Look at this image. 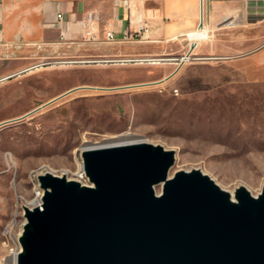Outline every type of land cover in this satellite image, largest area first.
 Returning a JSON list of instances; mask_svg holds the SVG:
<instances>
[{
    "label": "rangeland",
    "instance_id": "rangeland-1",
    "mask_svg": "<svg viewBox=\"0 0 264 264\" xmlns=\"http://www.w3.org/2000/svg\"><path fill=\"white\" fill-rule=\"evenodd\" d=\"M163 50L153 52L169 59L159 64L29 57L27 67L37 69L0 85V264L18 249L38 175L80 179L86 143L129 134L174 152L170 176L198 169L232 195L240 186L261 193L264 51L251 71L193 55L171 76L162 69L183 55Z\"/></svg>",
    "mask_w": 264,
    "mask_h": 264
},
{
    "label": "water",
    "instance_id": "water-1",
    "mask_svg": "<svg viewBox=\"0 0 264 264\" xmlns=\"http://www.w3.org/2000/svg\"><path fill=\"white\" fill-rule=\"evenodd\" d=\"M81 157L89 184L38 175L16 264H264V186L232 195L198 169L169 177L174 152L145 141Z\"/></svg>",
    "mask_w": 264,
    "mask_h": 264
},
{
    "label": "crops",
    "instance_id": "crops-1",
    "mask_svg": "<svg viewBox=\"0 0 264 264\" xmlns=\"http://www.w3.org/2000/svg\"><path fill=\"white\" fill-rule=\"evenodd\" d=\"M59 13L62 21L57 20ZM88 14L97 16L91 26L94 39L83 26ZM138 15L151 25L149 34L142 41H122L135 29L129 19ZM204 28L207 40L194 44L188 39L189 33ZM107 31L117 41H106ZM156 45H163L168 56L191 53L251 71L252 61L264 51V0H0V59L6 61L0 62V85L19 81L28 72L23 71L29 57L150 59ZM170 60L162 69L166 75L182 67Z\"/></svg>",
    "mask_w": 264,
    "mask_h": 264
},
{
    "label": "built area",
    "instance_id": "built-area-1",
    "mask_svg": "<svg viewBox=\"0 0 264 264\" xmlns=\"http://www.w3.org/2000/svg\"><path fill=\"white\" fill-rule=\"evenodd\" d=\"M115 1H122L124 4L127 3V0H115ZM155 1H161V0H155ZM129 12L130 15H132V11L131 8H129ZM57 20L62 21L63 20V15L61 13L57 14ZM97 21V16L95 14H88L85 21L83 22V26L85 28V33L88 37H90V39H94V34L92 32V25L94 22ZM129 24H134V30L133 31H128L124 34L122 41H142L145 40V38L147 37V35L149 34L150 30H151V25L149 24V22L142 16L138 15L135 16L133 21L131 19H129ZM105 39L108 42H114L117 41L114 35L113 31H107L105 34ZM185 58H188V61H182ZM197 60H206V58H201V57H197ZM191 60H194V57L191 53H187L185 55H183L180 58V65L186 63V62H190ZM121 63L124 62H135V59L132 58H125V59H119L117 60ZM177 90H174V93H177ZM83 184H89V183H85L83 178L81 179ZM44 192L43 190L40 188L39 183L35 184V198L33 200H35L36 198L39 197H43ZM7 232V229L5 230V234ZM14 254H19V252H14Z\"/></svg>",
    "mask_w": 264,
    "mask_h": 264
},
{
    "label": "bare ground",
    "instance_id": "bare-ground-1",
    "mask_svg": "<svg viewBox=\"0 0 264 264\" xmlns=\"http://www.w3.org/2000/svg\"><path fill=\"white\" fill-rule=\"evenodd\" d=\"M208 38H209V34H208V31L205 28L204 29H198L197 31H194V33L192 32V33L188 34V39L191 40L194 44L199 43V42L204 41V40H207ZM164 60H169V59H158V58L139 59V60L135 59V62L148 61V62H152L153 64H159L158 63L159 61H164ZM114 61L115 62H119L117 60H113V62ZM182 61H184V62L188 61V58H185ZM134 142H142V140L134 141L133 138L129 134H120V135L113 136L110 140L105 141V142L101 143L100 145L90 146V144L86 143L85 146L82 147V150L91 149V148H97V147H104V146H111V145L134 143ZM81 170H82V165H81ZM79 177H80V179L75 178L73 180H77V181L82 182L81 179L83 178L85 183H89L88 179L86 178V176H85V174L83 172V170L79 174ZM169 177H170V174H169ZM156 193H158V192L156 191ZM41 205H42V197H39V198H36L35 200H33L32 205L26 204L24 206H27L28 208L32 209V208H35V207H41ZM17 244H18V249L13 250L12 256L7 261V264H16L17 263L18 254L16 255V254H14V252H20L21 251V247H20L19 241H17Z\"/></svg>",
    "mask_w": 264,
    "mask_h": 264
}]
</instances>
